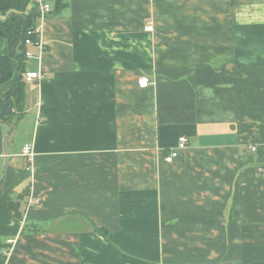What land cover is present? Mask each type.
<instances>
[{
    "label": "crops",
    "instance_id": "1",
    "mask_svg": "<svg viewBox=\"0 0 264 264\" xmlns=\"http://www.w3.org/2000/svg\"><path fill=\"white\" fill-rule=\"evenodd\" d=\"M38 2L43 77L0 120V187L22 194L0 264H264V0Z\"/></svg>",
    "mask_w": 264,
    "mask_h": 264
},
{
    "label": "trees",
    "instance_id": "2",
    "mask_svg": "<svg viewBox=\"0 0 264 264\" xmlns=\"http://www.w3.org/2000/svg\"><path fill=\"white\" fill-rule=\"evenodd\" d=\"M63 0H58L57 10L64 4ZM39 2L38 0H0V38L4 37L9 44V54H4L0 50V84L9 80L14 75L13 60L19 61L20 72L24 73V64L26 58L24 51L26 50L25 38L30 29L37 26L39 20ZM26 82L23 74L19 75L16 87L9 91L3 98H0V120H8L14 116V113L3 114L1 107L5 100L11 99L16 102L19 112L14 116L16 120L21 116V107L26 89ZM22 195V194H21ZM21 195H14L11 190H4L0 187V201L5 204L11 214L22 219L20 211Z\"/></svg>",
    "mask_w": 264,
    "mask_h": 264
},
{
    "label": "built area",
    "instance_id": "3",
    "mask_svg": "<svg viewBox=\"0 0 264 264\" xmlns=\"http://www.w3.org/2000/svg\"><path fill=\"white\" fill-rule=\"evenodd\" d=\"M51 12H52V8L50 4L45 3V2L39 3L40 17L38 21H43V19L48 14H51ZM147 24L148 25L146 26V29L149 31H153L154 24H152V22H149ZM25 43H26V50L24 51V57L26 58V60H29L30 58H33V57L42 58V55L47 48V45H46V42L43 41L42 28L40 27V25L37 24V26H35L34 29L29 30L27 37L25 38ZM32 48L36 49V51L32 50ZM42 77H43V73L41 71L31 70V71H25L23 73V78L27 84H31L34 81H38ZM138 82L142 88H145L151 83L150 78L148 76L140 78ZM186 146H187L186 137H180L177 143V146L174 148H171L168 151L169 153L166 155L165 160L167 162H172L175 158H177L179 154V150L185 148ZM21 153L22 155L28 158V161L30 162L29 163L30 172H33L34 170L33 168V159H34L33 145L29 143L25 144ZM28 200H29L28 205H32V204L36 205V204L41 203V200L38 197L34 198L30 196ZM14 242H15L14 239H8L7 241V243H10V244Z\"/></svg>",
    "mask_w": 264,
    "mask_h": 264
},
{
    "label": "water",
    "instance_id": "4",
    "mask_svg": "<svg viewBox=\"0 0 264 264\" xmlns=\"http://www.w3.org/2000/svg\"><path fill=\"white\" fill-rule=\"evenodd\" d=\"M14 110V101L11 99H7L5 100V102L3 103L2 107H1V111L4 114H10L12 113Z\"/></svg>",
    "mask_w": 264,
    "mask_h": 264
},
{
    "label": "rangeland",
    "instance_id": "5",
    "mask_svg": "<svg viewBox=\"0 0 264 264\" xmlns=\"http://www.w3.org/2000/svg\"><path fill=\"white\" fill-rule=\"evenodd\" d=\"M28 60H26V62H27ZM26 92V90H24V93Z\"/></svg>",
    "mask_w": 264,
    "mask_h": 264
}]
</instances>
